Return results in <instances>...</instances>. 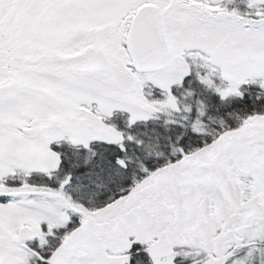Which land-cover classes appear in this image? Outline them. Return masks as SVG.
<instances>
[{
  "label": "snow or ice",
  "instance_id": "snow-or-ice-1",
  "mask_svg": "<svg viewBox=\"0 0 264 264\" xmlns=\"http://www.w3.org/2000/svg\"><path fill=\"white\" fill-rule=\"evenodd\" d=\"M0 264H264V0H0Z\"/></svg>",
  "mask_w": 264,
  "mask_h": 264
}]
</instances>
